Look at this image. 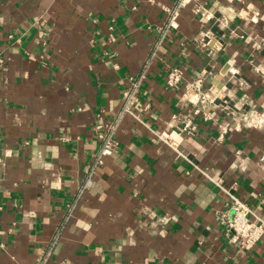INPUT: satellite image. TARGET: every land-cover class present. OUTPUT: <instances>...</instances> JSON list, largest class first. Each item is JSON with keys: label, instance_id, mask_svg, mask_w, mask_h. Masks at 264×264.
I'll list each match as a JSON object with an SVG mask.
<instances>
[{"label": "crops", "instance_id": "1", "mask_svg": "<svg viewBox=\"0 0 264 264\" xmlns=\"http://www.w3.org/2000/svg\"><path fill=\"white\" fill-rule=\"evenodd\" d=\"M177 1L0 0V264H264V237L240 250L219 219L233 197L264 224V0H192L166 27ZM202 72L208 119L180 100ZM100 119L117 147L95 166Z\"/></svg>", "mask_w": 264, "mask_h": 264}, {"label": "built area", "instance_id": "2", "mask_svg": "<svg viewBox=\"0 0 264 264\" xmlns=\"http://www.w3.org/2000/svg\"><path fill=\"white\" fill-rule=\"evenodd\" d=\"M192 0H178L176 7L170 13L166 27H173L174 20L178 15V10L184 7ZM224 20V19H222ZM225 22V21H224ZM220 23V22H219ZM210 32H206L198 41V47L208 54H214L220 49L221 44L210 45ZM145 72L142 71L140 75L131 79L130 87L123 94V106L119 114V118L125 113H132L131 108L135 101L138 85L144 78ZM207 72H202L193 81L185 84L180 100L191 104L195 107L194 114H202L208 119L206 108L208 105L216 100V97L209 89H206ZM183 78L182 71L179 68H171L165 76V84L170 88H177ZM117 117V121H118ZM101 123L96 128L100 129V134L97 136L99 147L94 155V165L100 166L103 160L111 156L116 147L117 141L114 135L115 125H106L102 119ZM91 184V179L88 177L82 189H86ZM231 205L227 210L219 213V219L224 224L225 234L229 237V242L240 250H251L263 237H264V224L250 218L251 211L249 208L235 198H231ZM168 218L163 217L162 223H166ZM49 253H42L34 264H46L48 261ZM55 264H68L66 261H59Z\"/></svg>", "mask_w": 264, "mask_h": 264}]
</instances>
